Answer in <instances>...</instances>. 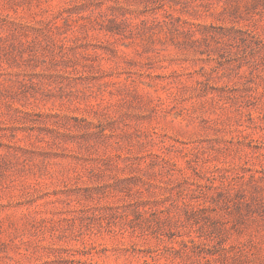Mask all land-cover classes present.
<instances>
[{"label": "rangeland", "instance_id": "obj_1", "mask_svg": "<svg viewBox=\"0 0 264 264\" xmlns=\"http://www.w3.org/2000/svg\"><path fill=\"white\" fill-rule=\"evenodd\" d=\"M0 264H264V0H0Z\"/></svg>", "mask_w": 264, "mask_h": 264}]
</instances>
